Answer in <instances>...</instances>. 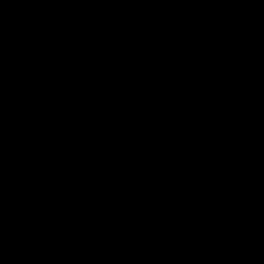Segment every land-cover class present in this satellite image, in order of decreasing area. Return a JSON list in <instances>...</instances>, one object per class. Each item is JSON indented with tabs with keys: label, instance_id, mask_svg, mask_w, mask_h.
<instances>
[{
	"label": "water",
	"instance_id": "95a60500",
	"mask_svg": "<svg viewBox=\"0 0 264 264\" xmlns=\"http://www.w3.org/2000/svg\"><path fill=\"white\" fill-rule=\"evenodd\" d=\"M0 264H264V0H0Z\"/></svg>",
	"mask_w": 264,
	"mask_h": 264
}]
</instances>
